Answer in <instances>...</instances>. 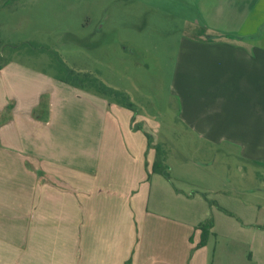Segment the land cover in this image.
Wrapping results in <instances>:
<instances>
[{
	"label": "crops",
	"instance_id": "1",
	"mask_svg": "<svg viewBox=\"0 0 264 264\" xmlns=\"http://www.w3.org/2000/svg\"><path fill=\"white\" fill-rule=\"evenodd\" d=\"M205 5L200 33L177 51L178 122L192 148L233 150L255 170L264 166V0ZM22 75L25 95L9 88ZM0 84V264H264L254 207L227 208L210 180L181 186L154 173L156 151L131 110L14 63ZM203 224L208 241L196 248Z\"/></svg>",
	"mask_w": 264,
	"mask_h": 264
},
{
	"label": "rangeland",
	"instance_id": "2",
	"mask_svg": "<svg viewBox=\"0 0 264 264\" xmlns=\"http://www.w3.org/2000/svg\"><path fill=\"white\" fill-rule=\"evenodd\" d=\"M205 4L207 0H10L0 13V70L14 63L58 81L72 80V71L89 75L96 83L83 90L110 104L116 102L98 93L96 85L124 94L134 126L148 136L151 149L161 147L158 162L176 183L210 180L228 193L227 208L254 207L251 218L263 222L264 166L251 169L233 150L206 154L192 148L171 97L179 43L200 33ZM261 27L264 31V22ZM20 77L9 88L25 95L28 80ZM4 88L0 84V94Z\"/></svg>",
	"mask_w": 264,
	"mask_h": 264
},
{
	"label": "trees",
	"instance_id": "3",
	"mask_svg": "<svg viewBox=\"0 0 264 264\" xmlns=\"http://www.w3.org/2000/svg\"><path fill=\"white\" fill-rule=\"evenodd\" d=\"M10 0H7L5 5L8 6L9 5ZM2 6L0 5V8ZM62 67H64V65H62ZM69 75L73 76L72 80H68V79H63V78H58L59 81L65 83V84H69L72 85L74 87L77 88H81V89H89L90 87L94 88L93 86L95 85L94 83H96L94 80L91 79V77L87 74L84 75H80V74H75L72 71H69ZM96 91L100 94H104V95H110V97L117 103L122 105L123 107H128L129 109H132V105L129 104V102L127 103L126 101V96L118 91H115L111 88H107L101 85H96ZM147 139L149 141V138L147 136ZM148 146L151 148V142H148ZM157 154V159L155 162V166L153 167V172L154 173H159L161 175H163L164 177H166L167 179L170 178L166 168H164V166H162V163L159 161L158 162V154L161 153V147L157 146L156 148H154ZM219 207V206H218ZM220 208V207H219ZM222 209V208H220ZM227 212V211H225ZM202 231V237H201V241L200 243L196 246V248H201L203 246L206 245L207 241H208V235L209 233L206 230V224H203L200 226L199 228ZM129 264V263H128Z\"/></svg>",
	"mask_w": 264,
	"mask_h": 264
}]
</instances>
